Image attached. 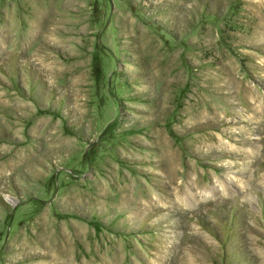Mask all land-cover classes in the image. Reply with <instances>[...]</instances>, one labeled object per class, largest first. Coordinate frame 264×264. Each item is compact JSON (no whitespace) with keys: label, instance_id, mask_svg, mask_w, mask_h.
I'll use <instances>...</instances> for the list:
<instances>
[{"label":"rangeland","instance_id":"1","mask_svg":"<svg viewBox=\"0 0 264 264\" xmlns=\"http://www.w3.org/2000/svg\"><path fill=\"white\" fill-rule=\"evenodd\" d=\"M0 264H264V0H0Z\"/></svg>","mask_w":264,"mask_h":264}]
</instances>
